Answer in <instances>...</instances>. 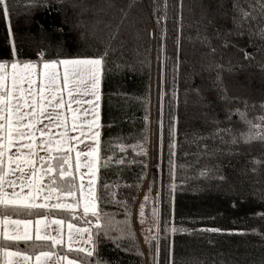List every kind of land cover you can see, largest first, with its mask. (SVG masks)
<instances>
[{
    "label": "trees",
    "instance_id": "obj_1",
    "mask_svg": "<svg viewBox=\"0 0 264 264\" xmlns=\"http://www.w3.org/2000/svg\"><path fill=\"white\" fill-rule=\"evenodd\" d=\"M7 2L19 59L36 60L41 49L45 59L57 53L62 58L99 56L107 50L101 151L125 163L113 161L99 169V207L117 221L125 219L127 210L135 240L122 239L117 248L101 239L98 253L106 264H151L148 245L140 240L144 225L134 215L146 194V208H159L160 264H167L170 245L175 264H264V141L245 143L240 133L248 128L235 113L225 120L226 110L244 111L245 101L248 119L255 123L264 115V39L257 34L264 29V0H36L48 7H28V0ZM239 9L250 13L247 20ZM165 16L157 25V18ZM5 58L10 49L0 9V59ZM145 115L147 157L131 148L143 139ZM173 116L175 189L170 188L168 147ZM228 127L237 143L211 138L216 128ZM230 139L224 134L225 141ZM119 145L127 146L126 152ZM201 169L207 174L199 175ZM105 184L111 186L107 191ZM57 216L67 219L63 213ZM165 222L187 231L169 232L165 239ZM205 228L223 231H200Z\"/></svg>",
    "mask_w": 264,
    "mask_h": 264
},
{
    "label": "snow or ice",
    "instance_id": "obj_2",
    "mask_svg": "<svg viewBox=\"0 0 264 264\" xmlns=\"http://www.w3.org/2000/svg\"><path fill=\"white\" fill-rule=\"evenodd\" d=\"M27 6L50 5L28 0ZM233 7L238 6L234 3ZM261 7L264 8V4ZM0 9L10 49V58L0 59V264H106L98 253L97 246L101 239L111 240L117 248L122 239L131 237L135 240L127 210L125 219L117 221L111 214L102 213L99 207V169L113 161L117 165L125 163L123 158L102 156L101 151V80L107 50L99 56L62 58L57 53L55 58L45 59V50L41 49L36 53V60L19 59L9 23L7 0H0ZM239 11L241 19L247 20L250 13L243 9ZM161 19H166V16L158 17L157 25ZM233 23L236 28L241 27L235 18ZM242 34L237 32V35ZM257 34L264 39V29ZM161 39H164L163 35ZM244 55L247 59L250 54L245 52ZM164 95L161 89V101ZM172 99H175V92H172ZM244 104V111L226 110L225 120L231 121L235 113L247 125L248 131L240 133L245 143L264 141V115L255 117L257 122L254 123L247 116V101ZM260 107L264 109V103ZM144 120L143 139L131 148L136 155L147 157V115ZM175 121V116L171 117L168 144L169 175L173 181L171 189L176 187ZM213 123L219 121L214 120ZM158 124L163 127L162 104ZM232 133L231 127L216 128L210 136L219 138L221 143L235 144L237 137ZM224 134H228L231 139L225 141ZM206 138L196 137L197 140ZM118 147L121 152L127 150L125 145ZM143 166L146 170V160ZM206 174L207 170L201 169L199 175ZM143 177L144 173L140 179ZM110 187L104 185L106 191ZM151 190L150 183L149 192ZM111 195L114 197L116 194L113 192ZM159 196L157 192L156 203H159ZM149 199L146 194L144 201ZM111 202L127 209L124 202ZM61 213L66 214L67 219L57 218ZM139 216L143 226V203ZM143 231L149 233L144 237V242L148 245L151 264H160L161 229L157 208H153L151 226L148 229L142 227ZM163 231L166 239L169 232L187 230L169 227L165 222ZM200 231L219 233L223 230L205 228ZM114 232L119 235H112ZM134 246L137 255L142 257L139 245ZM167 264H175L171 245Z\"/></svg>",
    "mask_w": 264,
    "mask_h": 264
},
{
    "label": "rangeland",
    "instance_id": "obj_3",
    "mask_svg": "<svg viewBox=\"0 0 264 264\" xmlns=\"http://www.w3.org/2000/svg\"><path fill=\"white\" fill-rule=\"evenodd\" d=\"M200 45H201V42H200L199 46ZM101 87H102V80H101ZM74 107H75V105H74ZM85 107H87V105H85ZM100 122H101V100H100ZM99 130L101 132V128ZM41 154H43V153H41ZM142 203L144 204V219H145L144 228L145 229H148L151 226V224H152V211H153V208H157L158 209V214H159V208L156 205H152V204H150V207L149 208H146L147 207V205H146L147 203L144 201V197H143L142 202H140L139 205H138V207H136L137 210L134 211V215H137L139 218H140L139 212H140V207H141V204ZM57 218H61V217H58L57 216ZM65 229H66V225H65ZM140 234H141L140 240L145 244L144 237L146 235H149V233L147 231H145V235H143L142 232H140ZM144 247H145V245H144ZM145 251H147L146 248H145Z\"/></svg>",
    "mask_w": 264,
    "mask_h": 264
},
{
    "label": "bare ground",
    "instance_id": "obj_4",
    "mask_svg": "<svg viewBox=\"0 0 264 264\" xmlns=\"http://www.w3.org/2000/svg\"><path fill=\"white\" fill-rule=\"evenodd\" d=\"M235 54V53H234ZM262 54H263V52H262ZM259 57V56H258ZM233 76V75H232Z\"/></svg>",
    "mask_w": 264,
    "mask_h": 264
}]
</instances>
